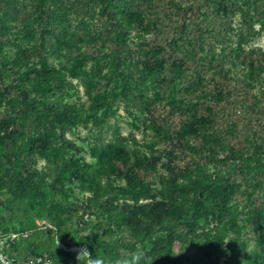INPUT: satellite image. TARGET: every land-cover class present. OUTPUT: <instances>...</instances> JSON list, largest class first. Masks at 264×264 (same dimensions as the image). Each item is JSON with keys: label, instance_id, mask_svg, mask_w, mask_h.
Instances as JSON below:
<instances>
[{"label": "trees", "instance_id": "16d2710c", "mask_svg": "<svg viewBox=\"0 0 264 264\" xmlns=\"http://www.w3.org/2000/svg\"><path fill=\"white\" fill-rule=\"evenodd\" d=\"M35 1V20L23 36L27 47L12 42L13 49H4L6 33L0 29V104L16 102L21 105L17 115L32 119L29 147L49 161L58 159L59 174L97 193L103 181L117 174L125 182L120 191L132 194L135 202L149 199L135 205L134 216L137 232L150 248L167 247L180 238L177 226L190 234L204 222L198 233L209 248H230L232 241L225 243V237L238 239L247 228L263 259L264 47L248 37L256 26L264 31V0H94L103 29L88 28L85 48L55 64L46 49V35L53 28L47 0H34L33 7ZM106 41L115 45H109L110 53L102 48ZM131 57L135 116L150 130L149 138L100 139L90 150L95 162L62 159L65 147H74L65 139L68 129L88 121L101 124L114 113L116 99L128 98L133 71L126 61ZM75 80L85 101L65 95ZM147 80L171 98L175 108L169 112L179 115L178 121H168L166 114L144 116L141 85ZM9 126L7 121L0 129L9 133ZM159 145L170 150L162 153ZM173 146L194 157L178 166ZM141 171L154 172L158 179L147 180ZM18 176L15 170L4 180L12 200L34 204L40 185ZM92 243L93 256L107 247L95 238ZM62 256L64 263H79L68 251Z\"/></svg>", "mask_w": 264, "mask_h": 264}, {"label": "rangeland", "instance_id": "374dc122", "mask_svg": "<svg viewBox=\"0 0 264 264\" xmlns=\"http://www.w3.org/2000/svg\"><path fill=\"white\" fill-rule=\"evenodd\" d=\"M33 1L0 0V29L6 33L3 37L6 42L4 49L14 46L12 42L21 47L28 46L23 36L27 27H32V21L35 20L34 10L37 4L35 1L33 7ZM46 3L53 25L52 32L46 35L48 60L52 64L66 61L77 48H85L87 42L84 38L87 36L84 35L88 28L103 29L102 17L97 14L99 8L95 6L94 0H47ZM233 25L235 28L239 25L238 18ZM256 29V33L249 35L248 40L264 47V31L259 30L258 26ZM133 36L131 33L132 38ZM156 38L159 40V37ZM8 40L11 42L9 45ZM109 45H113L115 49L112 41L102 44L103 50L108 53L111 52ZM117 51L113 53L114 56H117ZM126 64H130L129 70L133 71L128 75V98L116 99L114 113L101 124L95 125L88 121L68 129L64 136L74 147L67 145L62 159L79 157L95 162L90 150L100 139L107 141L124 136L129 142L133 138L143 142L149 138L150 130L141 123V117L135 116V57L129 58ZM74 84L65 95L73 100L85 101L82 87L76 80ZM141 88L146 96L142 99L143 104L146 102L144 116L162 117L166 114L168 121H178L180 116L169 112L173 103L171 98L164 97L162 87L155 81L147 80ZM20 106L16 102L0 104V124L10 122L9 133L0 129V245H3L0 248V264H7L8 261L11 264H36L35 258L38 256L50 259L53 263H64L62 251L76 256V250L85 244L90 250L93 238L107 244L106 248H98L99 256L104 257L105 264H115L118 259H131L138 252L142 253L139 264L264 262L261 248H256L254 237L247 228L238 239L225 237V243L232 241L230 248H209L203 244L204 236L198 233L205 225L204 222L199 223L196 233L190 234L184 233V229L177 226L180 238L167 247L150 248L149 241L137 232L134 216L135 205L144 204L149 199L141 197L135 202L132 194L120 191L119 186L125 182L117 174H111L103 181L98 193L94 187L88 189L79 180L72 179L67 174H59L58 159L49 161L37 154L33 146L29 147L27 137L34 130V124L31 118L25 121L17 115ZM174 108L173 106L171 109ZM158 149L162 153L170 150L167 145H159ZM172 152L178 166H184L194 157L188 150L175 146ZM161 160H166L163 154ZM159 168L160 172L163 171ZM15 170L19 171L18 178H32L40 185V193L34 204L25 199L21 204L12 200L10 186L4 180H10ZM140 173L147 180L154 182L158 179L154 172ZM161 229L162 227L157 228L160 231L158 234L162 232Z\"/></svg>", "mask_w": 264, "mask_h": 264}, {"label": "clouds", "instance_id": "9594fccd", "mask_svg": "<svg viewBox=\"0 0 264 264\" xmlns=\"http://www.w3.org/2000/svg\"><path fill=\"white\" fill-rule=\"evenodd\" d=\"M59 244V240H58ZM3 245H0L2 248ZM76 260L79 264H105V259L102 256H93L92 252L89 251L87 245L76 250ZM142 258V253H136L131 259H118L115 261V264H139L140 259ZM7 264H11V261H8Z\"/></svg>", "mask_w": 264, "mask_h": 264}, {"label": "built area", "instance_id": "2783aa9c", "mask_svg": "<svg viewBox=\"0 0 264 264\" xmlns=\"http://www.w3.org/2000/svg\"><path fill=\"white\" fill-rule=\"evenodd\" d=\"M35 261H36V264H77V263H75L73 261H70L68 263H53L52 260L47 259V258H45L43 256L36 257Z\"/></svg>", "mask_w": 264, "mask_h": 264}]
</instances>
